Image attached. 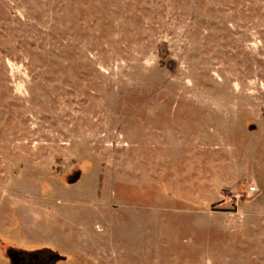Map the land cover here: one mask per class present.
<instances>
[{"label": "rangeland", "instance_id": "rangeland-1", "mask_svg": "<svg viewBox=\"0 0 264 264\" xmlns=\"http://www.w3.org/2000/svg\"><path fill=\"white\" fill-rule=\"evenodd\" d=\"M263 127L264 0H0V264H264Z\"/></svg>", "mask_w": 264, "mask_h": 264}, {"label": "crops", "instance_id": "crops-1", "mask_svg": "<svg viewBox=\"0 0 264 264\" xmlns=\"http://www.w3.org/2000/svg\"><path fill=\"white\" fill-rule=\"evenodd\" d=\"M252 172L248 180L239 179L238 187L246 184L248 194H254L264 201V127L255 132V142L251 155Z\"/></svg>", "mask_w": 264, "mask_h": 264}]
</instances>
